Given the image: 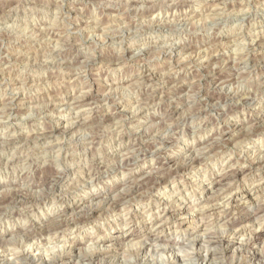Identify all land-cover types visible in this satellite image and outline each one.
Segmentation results:
<instances>
[{"label":"clouds","instance_id":"9594fccd","mask_svg":"<svg viewBox=\"0 0 264 264\" xmlns=\"http://www.w3.org/2000/svg\"><path fill=\"white\" fill-rule=\"evenodd\" d=\"M135 2L0 0V264H264V0Z\"/></svg>","mask_w":264,"mask_h":264},{"label":"rangeland","instance_id":"374dc122","mask_svg":"<svg viewBox=\"0 0 264 264\" xmlns=\"http://www.w3.org/2000/svg\"><path fill=\"white\" fill-rule=\"evenodd\" d=\"M13 2L14 3H23L24 0H13ZM82 2H84V3H89V2L97 3V2H99V0H82ZM141 2H144L145 4L159 5L162 2V0H141ZM135 7H136V2H135V0H133V3L128 5L129 14L133 13ZM165 30L166 29H161V31H165ZM172 51H173V54L175 55V53L178 51V48L174 47ZM151 52H152V50L148 49L142 55L145 58H147L149 55H151ZM97 60H98V62L103 63L104 65L108 66V65H111L114 62L115 57L110 51H108V52H105L102 55L98 53ZM66 67H68V65H66ZM175 94L176 93H173V95H175ZM177 104L180 106V108H182L184 106L183 105V101L182 100H178L177 103L173 105L174 110H179V109H177ZM261 124L264 125V119L261 120ZM18 234H19V230H18ZM6 237H7V234H5L4 238H6ZM37 258H38V260H37ZM27 259H28L29 264H44L43 263V258H41V256H37L35 259H29L27 257ZM96 259L99 260L100 257L99 258L96 257Z\"/></svg>","mask_w":264,"mask_h":264},{"label":"bare ground","instance_id":"6f19581e","mask_svg":"<svg viewBox=\"0 0 264 264\" xmlns=\"http://www.w3.org/2000/svg\"><path fill=\"white\" fill-rule=\"evenodd\" d=\"M170 250H171V249H170ZM27 257H28L29 259H35V258H36V257L33 258L31 255H28ZM38 258H39V257H38ZM38 258H37V260H38ZM41 258H42V257H41ZM97 258H99V257H97ZM96 260H97V259H96ZM41 261H42V260H41ZM43 263H44V262H43ZM104 264H110V261H107V260H106V261L104 262Z\"/></svg>","mask_w":264,"mask_h":264}]
</instances>
